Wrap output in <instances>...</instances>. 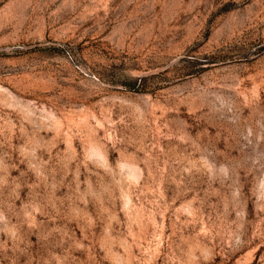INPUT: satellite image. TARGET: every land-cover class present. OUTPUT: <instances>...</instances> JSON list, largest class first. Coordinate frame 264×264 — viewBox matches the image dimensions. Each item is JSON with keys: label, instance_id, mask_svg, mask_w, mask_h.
<instances>
[{"label": "rangeland", "instance_id": "rangeland-1", "mask_svg": "<svg viewBox=\"0 0 264 264\" xmlns=\"http://www.w3.org/2000/svg\"><path fill=\"white\" fill-rule=\"evenodd\" d=\"M0 264H264V0H0Z\"/></svg>", "mask_w": 264, "mask_h": 264}]
</instances>
